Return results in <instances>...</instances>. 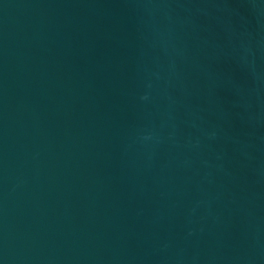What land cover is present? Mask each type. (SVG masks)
Masks as SVG:
<instances>
[{"label":"water","instance_id":"obj_1","mask_svg":"<svg viewBox=\"0 0 264 264\" xmlns=\"http://www.w3.org/2000/svg\"><path fill=\"white\" fill-rule=\"evenodd\" d=\"M0 264H264V0H0Z\"/></svg>","mask_w":264,"mask_h":264}]
</instances>
